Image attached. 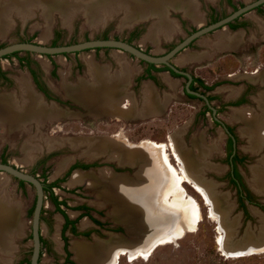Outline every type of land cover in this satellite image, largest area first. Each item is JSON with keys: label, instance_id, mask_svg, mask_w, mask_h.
I'll return each instance as SVG.
<instances>
[{"label": "rangeland", "instance_id": "rangeland-1", "mask_svg": "<svg viewBox=\"0 0 264 264\" xmlns=\"http://www.w3.org/2000/svg\"><path fill=\"white\" fill-rule=\"evenodd\" d=\"M233 1L237 4L250 0ZM31 2L36 3L40 1ZM203 2L204 6L208 7V2L210 1L203 0ZM12 7L8 13L6 31L5 33L3 31L0 33V45L24 40H33L50 45L56 37L55 30L58 31L57 44L74 43L89 38H99L101 36L129 40L130 30L139 25L141 26L140 31L130 39L132 43L147 52L163 54L188 34L190 32L189 29L199 27L206 21L204 9L202 12H198L197 15H200L198 20L193 21L188 20L181 13L168 11V16L165 14L166 22L175 26V29L170 33H162L163 31H159V33L157 32L153 35L154 32L152 31L151 25L154 21L157 23L159 20V18L157 19L154 16L131 26L121 24L124 17L123 11L112 13V16L107 17L103 23H98V19L91 21L88 17H85L82 11H77L70 18L69 22L65 23V17L60 16L54 10L52 20L51 16L49 17L52 21L50 25L47 22V16L44 13L42 14V9L26 7L30 11L33 8L35 9L31 11V14L23 18L15 11L17 9L14 6ZM221 9L225 12L231 10L226 4H224L223 8L219 7L217 9L218 13H220ZM45 10L44 12L48 14V11ZM250 14L252 16L249 17L251 20L248 18L249 31L243 33L242 40L244 42H241L239 48L222 49L215 46L216 37L219 32H222L223 27L198 38L191 46L179 52L173 58V61L180 68L186 69V71L201 78L204 84L210 87L208 92L212 95L210 104L215 107L221 105L225 100H230L246 83H259L261 89L254 88V91L257 93H252L251 99L247 103L232 106L230 109L224 108L223 111L217 113L218 119L237 128L239 133L238 149L241 153H245L248 156L247 161H245L246 164L240 166V171L244 180H246L245 183L251 185V168L258 164V160L263 156L264 150L262 149L259 152L253 153L247 149L249 145L248 139L239 132V128L241 129L245 126L246 122L244 121L243 125V122L238 120L239 118L234 117L236 110L247 109L243 114L245 118L250 116L248 108L258 111L255 97L258 96L261 90H264V87H262L264 83L247 78V76L256 73V71L264 70V34L257 27V23H264V17L257 15L255 11H250L247 15ZM247 15L246 17H248ZM155 25L157 28H161L158 23ZM46 26L50 28L48 35L42 37ZM202 51L212 53L211 57H206L201 60H188L186 58L189 57L188 53H199ZM24 58H27L31 62L32 67L39 70L41 77L50 86L52 92L64 101V105L60 104V107L48 109L47 112L51 114L54 109H57L61 113L66 112V114L52 118H50V115V117H43L41 118V121H43L41 125L39 123L37 124L35 119H32L29 122L24 124L20 123L21 125L14 127L8 121L0 120V158H5L8 163L17 166L23 171L34 172L41 179L43 176H46L48 181L62 178L61 186L55 187L54 191L60 199L67 200L69 207L66 211L68 215L72 218L75 217L78 213L75 207L86 204L90 207L91 213L105 224L101 226L100 231H97V227L94 226L88 216H79L77 218V228L79 231L93 228L95 230L87 238L78 235L75 236L67 230L66 238L68 248H70L73 240L92 244L96 243L97 240L110 243L116 239L115 237L127 241V238H130V234H132L126 224L113 218V206L102 195H104V192H107L108 184L112 179L124 177L131 182V178L136 179L140 169L137 163L135 165L124 163L126 164L124 165L114 158L110 160L106 154L89 156L86 151L87 143L92 140H98L97 137L99 136L108 138L113 143L117 141L124 146L126 144L140 146L143 143L150 145L152 142H163L165 144L164 151L167 153L168 163L176 173H179V162L172 154L170 145V135L174 133L172 135L178 138L180 142L179 147L182 150H189L190 155L200 154V157L202 155L201 163L204 159L207 167L203 163L202 170H199L202 174L201 180L210 186V190L211 192L213 191L212 194L214 196L225 200L224 203L228 209V222L237 220L235 230L237 231L239 229V234H243L247 228L254 230V232H258L261 229V214L258 212H256L257 214L254 213L255 210L251 206L252 204H248L247 217L237 207L235 189L227 182L226 173L228 166L224 160L225 135L221 126L212 122L210 112L204 108L205 102L198 97L190 98L185 95L183 92L185 78L172 76L167 70L155 72L158 82L156 83V87L154 88L153 86V88L155 93H157L156 96L159 95L158 97L164 102V107L159 113H147L143 117L137 116L134 118L128 117L133 112L128 116H123V118H118L117 115L108 112L96 116L97 112H95L93 104H91L92 108L90 111L93 114H90L86 107L72 100L66 94L62 88L63 84L71 86V83H75L73 85L74 87H82L81 84H78L80 81L85 85L90 84L89 60L94 66H107L110 76L124 71L122 69L121 71H117L121 68L120 63L124 62L127 64L126 70L130 72V79L132 78V80L146 68L145 63L125 52L113 48L89 49L56 55H40L20 51L17 55L0 58V95L8 96L10 94L18 107L21 106L24 99V93L20 87L23 77L29 82V88L33 96L36 97L38 93L37 90L36 92L33 91L35 87L27 67L23 63L20 64V60ZM189 58H194V56ZM54 68L55 73L52 75L51 72ZM158 69H162V67ZM3 74H6L11 80L10 84H8L9 86L5 85L2 80ZM127 74L128 72L126 73V77ZM256 77L262 79L264 77V71ZM148 81L150 80L144 79L136 86L132 83L128 85V91L139 102L138 108H140L142 104L141 100H143L142 90L145 87L146 89H150L151 87ZM168 82H172V86ZM83 87L86 88L87 86ZM137 87V92L135 90L136 93H134L133 88ZM116 89L117 93L121 90L117 86ZM263 93H260V96ZM116 94L114 95L115 100L118 96ZM167 95L169 98L165 100ZM36 98L39 102L41 100L42 104L45 101L49 102L42 96H40V100L38 97ZM130 98V95H125L121 101L125 103ZM39 102L38 104H40ZM146 102L151 101L147 100ZM117 104L120 103L117 101ZM253 114L255 112L251 111V116ZM77 137L85 138L83 139L85 140L84 143L81 142V144L72 145L71 141ZM90 137H93V139H89ZM48 138L51 141L55 139L54 141L56 143L48 145ZM57 140L60 142L58 143ZM77 140L82 141V139ZM25 144L34 146V149L25 147ZM156 149L158 151L161 150L159 147ZM29 156L31 158H28ZM62 161L65 164L59 169L58 165ZM75 161L93 163V165L83 170L76 168L65 175L69 165ZM142 163L147 165L144 160H142ZM75 171L84 172V174L88 173L89 177L84 178L79 183L70 184L71 177ZM2 176L5 178L2 192L8 195L11 202L18 203L21 206L17 216L16 227L21 224L22 232L13 241L14 248L10 264H28L31 254L32 216L30 208L34 202L35 190L28 183L18 184L16 178L0 172V177ZM90 177H92V180H90ZM178 177L183 181L179 182V184L175 181L176 187L174 186V188L179 186L182 189L179 193L182 194L184 200H190L191 208L186 212L188 217L186 222L191 216H194L195 222L196 215L197 220L192 224V227L194 225L195 227L190 231H187V228L182 230V232H185L176 239L160 243L152 251H149L148 255L139 253V255L134 254L132 256H129L128 253L119 254L115 264H264V251L236 257L223 253L217 242V237L222 234V231L219 229L218 217L211 213L210 203L192 187L190 182L185 180L182 174ZM173 197L174 194L170 195L164 192L162 201L164 204L171 203ZM255 197L259 201H264V196L255 195ZM250 206L252 209L249 208ZM53 207L50 197L48 194H45L44 212L41 218V234L44 239V245L41 248L39 261L40 264H69L65 262L64 244L60 236V227L63 223V218L57 211H54ZM140 238L134 236L131 241L135 243L140 242ZM6 240L8 242V239ZM8 244L10 247L9 242ZM70 254L71 258H74L72 251H70ZM3 260L8 261L4 256H1L0 264H3L1 262ZM75 264H79V262H75Z\"/></svg>", "mask_w": 264, "mask_h": 264}, {"label": "bare ground", "instance_id": "bare-ground-1", "mask_svg": "<svg viewBox=\"0 0 264 264\" xmlns=\"http://www.w3.org/2000/svg\"><path fill=\"white\" fill-rule=\"evenodd\" d=\"M31 1L38 0H7L6 2H0V33L6 30V24L8 23L7 13L10 12V8H13L12 6L17 9L15 11L20 15L31 14L30 12L35 8L42 9V14L44 13L47 16V22L50 25L54 10L60 16L65 17V23H68L66 21H69L79 9H82L83 14L89 20L94 21L98 19V23L105 22L106 18L112 16V13L116 11H123L124 16L125 14L127 15L123 18L122 25H131L140 17L154 16L157 19L159 18L157 23L161 28L156 27L155 24L157 23L152 24L153 35L157 32L159 33V31L170 33L175 29V26L168 24L165 19L166 10L169 7L181 9L184 13L191 16L193 20H198L199 17L194 9L193 0H39L40 2H36L35 4ZM26 7L35 8L30 11ZM44 9L48 11V14L44 12ZM50 16L51 20L49 19ZM49 29L46 26L42 37L48 35ZM188 56L193 57L190 54ZM120 65L121 68L118 71H121V69L124 71L110 76L107 69L101 70L102 67L94 66L89 60V74L92 82L88 85L82 84V87L79 86L75 89L73 85L63 84L62 88L66 94L74 95V92L79 93L81 101H76L81 102L80 104L86 107L89 113L92 108L91 104H93L97 115L108 112L117 115L118 118H123V116H128L131 111L129 108L126 109L123 106L117 105L114 98V95L117 93L116 86L120 89L121 83L125 81L126 73L128 72L126 70L127 64L123 62ZM262 79L264 82V77ZM22 80L20 87L23 90L24 99L20 107L16 105L15 100L10 94L8 96L0 95L1 121H8L12 124L11 126L17 127L21 125L20 123L24 124L29 122V120L35 119L36 123L41 125L43 122L41 118L43 117L51 116L50 118H52L54 116H61L62 113L57 109H54L49 114L47 112L48 109L58 107L48 106L45 103L42 104L40 96L35 93L36 97L40 100L39 102L30 91L29 82L24 77ZM260 99L261 114H253L251 119L246 121V127L240 129V133L248 139L249 145L247 149L253 153L259 152L262 149L264 150V93L260 96ZM152 112L153 110L150 111V113ZM242 113V111H236L234 117L238 118L239 114ZM172 134L170 135V145L172 154L179 162V173H176L168 163L163 142H152L150 145L143 143L140 146L126 144L124 146L116 140L113 143L108 138L99 136L97 137L98 140H92L87 143L86 151L89 156L106 154L109 158H114L120 163L134 165L137 163L140 170L136 179L131 178V182H129L124 177L114 178L108 184L107 192H104L102 196L112 204V209H114L113 218L123 221L131 230L132 234L129 233L131 237L127 238V241H131L134 236L137 238L143 237L140 238V242L135 243L131 241L129 245H126L127 243L123 242L119 237H115L116 239L110 243H103L97 240L98 244L96 245L73 240L70 249L74 254V259L79 264H115L118 255L122 253H128L129 256L138 253L148 255L149 251H152L156 244L159 245L160 243L170 241L169 239L174 234L182 233V230L186 228L187 231L192 230L195 227V225L192 227V224L196 222L197 216L195 215V222L194 216H191L186 222L188 219L186 212L191 208L190 200H184L182 194L179 193L182 190L179 186L174 188V186L176 187L175 181H177V184L183 181L178 177L181 174L210 203L211 213L218 217L219 229H221L222 234L217 237V242L223 253L236 257L264 251V213L253 207L255 214H257L256 212L261 214V229L259 228L258 232H254V230L247 228V232L237 240L239 242L234 243L232 238L236 231L235 224L237 220L228 222V209L224 203L225 200L214 196L212 194L213 191L211 192L210 190V186L201 180L202 174L199 170H202L203 163L207 167L203 158V162L201 163L202 155L201 157L200 154L190 155L189 150H182L179 147L180 142L178 138ZM91 138L93 139V137L89 139ZM77 139H82V141ZM83 139L85 138L77 137L71 141V144L84 143L85 140ZM54 140L51 141L48 138V145L56 143ZM25 147L34 149V146L30 144H25ZM157 147L161 149V153L156 149ZM28 158L31 157L29 156ZM142 160L147 165L143 164ZM64 164V161H62L58 165L59 169ZM251 171L252 188L264 194V154L259 158L258 164L251 168ZM198 172H200L199 175H197ZM86 177H89L88 173L84 174V172L75 171L71 177L70 184L79 183ZM91 178L90 180H92ZM4 179L3 176L0 177V255L10 261L13 255V241L22 232L21 224L16 227L17 216L21 206L18 203L11 202L8 195L2 192ZM164 192L170 195L174 194L171 203L164 204L162 201ZM6 239H8L10 247ZM165 239L168 240L164 241Z\"/></svg>", "mask_w": 264, "mask_h": 264}, {"label": "flooded vegetation", "instance_id": "flooded-vegetation-1", "mask_svg": "<svg viewBox=\"0 0 264 264\" xmlns=\"http://www.w3.org/2000/svg\"><path fill=\"white\" fill-rule=\"evenodd\" d=\"M209 1H210V2H208L209 5H208V7H206V6H204L203 0H194L193 4H194V9H195L196 13L202 12V10L204 9V14L206 15V21L204 22L203 25H201L199 27H193V28L189 29L190 30L189 33L195 31L196 29H198L200 27L206 26V25H208V24H210L212 22L217 21L218 19L226 16L227 14H229L230 12H232L233 10L237 9L240 6H243L246 3V2H244V3H237L236 4L233 0H209ZM250 1H252V0H250ZM224 4H226L227 6H229L231 8V10L229 12H225V11H223V9H221L220 13H218V10L217 9L219 7L220 8H223ZM263 6H264V3L261 4V5H259V6H257V7H255L252 11H255V13L257 15H260V16L264 17V15H263V13H264ZM169 10L170 11H173V12H176V13H181V14H183L185 16V18H187L188 20L193 21V19L188 14H184V12L181 9H178L177 8L176 10H174L172 8L171 9L169 8ZM248 13H246V14L244 13V14L240 15L238 18H235L233 21H231V22H229L227 24V27L229 29H231V30H237V29H241L242 28V29L245 30V32L246 31H249L248 30V26H249V20H248V18H249V16L246 17V15ZM154 23H155V21H154ZM154 23H152V24H154ZM258 26L259 25L257 24V27ZM140 27L141 26L137 25L132 30H130L131 32L129 34V40L128 39L127 40L124 39V41H127V42L132 43V41L130 40V37L131 36H134L137 32H139L140 31ZM258 30H259V27H258ZM55 31H56V33L58 32L57 30H55ZM214 31H216V30H214ZM211 32H213V31H210L209 33H211ZM102 37H104V36H101L99 38H102ZM196 40H198V38L195 39V40H193L188 46H191ZM173 46L174 45H172L170 48H172ZM94 49H99V48H94ZM230 54H233V53H230ZM24 60L25 61H28L27 58H24ZM24 60L21 59L20 60V63H22ZM139 61L145 63L146 64V68H144L141 73H138L133 78L132 84L135 85V86L138 85V83L141 82L144 79H149V80L153 81V83L156 86L157 85L156 83L158 82V78H157L155 72H159V70H167L170 75H172V76H181V77L185 78V82L187 80V78L185 76H183V75H179V74H177L175 72H174L175 74H173L172 73L173 71L170 70L165 65H155V64H153L154 66H150V64H152V63H147V62L142 61V60H139ZM25 66L27 67V69H28V71L30 73V78H31V80L33 82V85L35 87V90H37V92L40 93V95L45 100H47V101H55L59 105L60 104L61 105H64V101H62L60 97L56 96L55 93L52 92L50 86L41 77V74H40L39 70H37L36 68L32 67L31 66V62L29 64H26ZM159 67H162V69H158ZM181 69H183V68H181ZM183 70L186 71V69H183ZM53 72L55 73V68L52 69V72H51L52 75L54 74ZM261 73H262V70L261 71H256V73L247 76V78H249V79H251L253 81L258 80V81L264 83L261 78L256 77L258 74H261ZM191 75H192V80L190 82L189 87L191 85H192V87H196V89H193V90L201 91L203 94H205L207 96V98L211 102V100H212V97L211 96L212 95H210L208 93L209 90H210L209 89L210 87H207L204 84L203 81H202L203 85L200 86L196 82V79H198L199 77L195 76L193 73H191ZM2 80L4 81L5 85L10 84V82H11V80L7 77L6 74H3ZM70 85H75V83H71ZM184 85H185V83H184ZM262 87H264V86L262 85ZM75 88L76 87H74V89ZM254 88L261 89V87H259V83H257V82L256 83H254V82L253 83L252 82L246 83L245 86L242 87L241 90H239V92H237V93H235L233 95L234 97L231 95L232 98L230 100H225V101H223V103H221V105H217L216 107L213 106L216 109L215 116L217 117V113H220L221 111H223L224 108H229L230 109V107H232V106H239L241 104L247 103L251 99L252 93H257V92L254 91ZM133 89H134V93H136L138 87L137 88H133ZM135 90H136V92H135ZM183 92L187 96L190 95V94H187L186 93L185 86H183ZM262 92H264V90H261V92H259L258 96L255 97L256 98V107H258V111H259L260 114H261L262 111H261V108H260V102L259 101L261 100L260 99V93H262ZM67 95L75 98V99L72 98V100L81 101L80 96H79V93L77 94V93L74 92V95H70V94H67ZM68 99H70V98H68ZM204 104H205L204 105L205 110L210 112L212 122L214 124H216V125H220L221 126V129H222V131H223V133L225 135V141H224L225 158H224V160H225V163L228 166V171L226 173L227 174V182H228V184L232 185L233 188L235 189V192H236V200H237V207H239L241 209V211L243 212L244 216H246V217L248 216L247 215L248 214V204L249 205L252 204L251 206L256 207V208L264 211V206L261 204V202L259 200H257V198L255 197V195L250 191V189L247 186V184L245 183V180H244V178L242 176V173L240 171V166H243V164L244 165L246 164L245 161H247L248 156L245 153H241L239 151V149H238L239 133L237 131V128L235 126H233V125H230L228 123H225V122L221 121L220 119H219L220 121L215 120L214 119V115L212 114V110L206 105V103H204ZM246 110L245 109H240V111H242L243 113L242 114H239V116H238V118H239L238 120H241L243 122V125H244V121L246 122V121H249V119H251V117H252L251 116V111H254L255 114H259L258 111H255L254 109L252 110V109H249L248 108V111H250L249 112L250 113V116H247V118H245L243 116V114H244V112ZM63 114H66V112H63L62 115ZM96 116H100V115H96ZM244 127H246V123H245V126H243L242 128H244ZM239 132H240V128H239ZM0 162L8 163L6 161V159L5 158H2V157L0 158ZM91 165H93V163L75 161L74 163H72L71 165H69V167H68L65 175H67L69 172H71L72 170H74L76 168H79V169H82L83 170V169H87ZM13 166H15V165H13ZM31 173L33 175H35L36 177H38L41 180V182L43 183L44 197H45V194H48V196L50 197L51 204L54 206L53 207L54 208V211H57L62 216V218H63V223H62V225L60 227V236L63 239L65 259H66L67 258L66 249L70 253V251L68 249V245L65 248V242L67 243L66 231L69 230L70 233L73 234V235H75V236L78 235L80 237L87 238V237H90L91 236V233L95 230V228H93V229H82L81 231H79L78 228H77V218L79 216H84V215L88 216L89 219L94 224V226L97 227V231H100L101 226H104L105 224L98 217L94 216L91 213L92 211H91L90 207L88 205H86V204L79 205V206L75 207V209L78 210V213H77V215H75V217H73V218L70 217V215H68V213L66 211V209L69 207V205L67 203V200L66 199H60L56 195V193L54 191V188L55 187H60L61 186V180H62V178H56L53 181H48L47 178H46V176H43L42 179H41L34 172H31ZM17 181H18V184H24V183H26L25 181H23L21 183L20 181H22V180H18V179H17ZM52 183H55V184L53 186H51ZM51 193L54 194V195H56L58 200L65 201V204L59 205V208H60V210H63L64 211V214L66 215V217L69 220L73 221V222H71V223H67L66 222V220H65L66 218H65L64 214L62 212H60L59 210H57V205L54 204V202H53V200L51 198ZM34 200H35V198H34ZM33 204H34V202H33ZM33 204H32V206H33ZM43 209L44 208H42V210H41V218H42V214L44 212ZM121 222H123V221H121ZM126 226L128 228V225L127 224H126ZM128 230H130V229L128 228ZM130 232H131V230H130ZM41 238L43 239L42 234L40 236V239ZM64 238H65V240H64ZM121 240L123 242L127 243L126 245H129L130 242H131V241H129V242L128 241H124L123 239H121ZM101 242H103V241H101ZM103 243H106V242H103ZM96 244H98V242L93 243V245H96ZM41 248H42V246H41ZM40 252H41V249H40ZM68 257L75 264V261L71 258V254ZM66 263H68V262H66ZM69 264H71V263H69Z\"/></svg>", "mask_w": 264, "mask_h": 264}, {"label": "water", "instance_id": "water-1", "mask_svg": "<svg viewBox=\"0 0 264 264\" xmlns=\"http://www.w3.org/2000/svg\"><path fill=\"white\" fill-rule=\"evenodd\" d=\"M90 1V0H87ZM264 3V0H252L246 2L243 6L238 7L237 9L233 10L226 16L218 19L215 22H212L206 26L200 27L196 29L195 31L186 34L180 41L174 44L172 48H170L168 51H166L163 54H153L150 52L144 51L142 48L134 45L133 43L124 41L122 39H117V38H89L86 40L82 41H77L74 43H68V44H57V45H47L35 41H16V42H11L8 44H5L4 46L0 47V58L7 55L11 54L13 52L17 51H25V52H30V53H36L40 55H56V54H65V53H72V52H79V51H84V50H89V49H94V48H113L120 50L122 52H125L138 60L145 61L147 63H152L155 65H165L167 66L170 70L173 72L183 75L187 78L185 82V91L187 94L193 95L195 97H198L202 99L206 105L212 110V114L214 115V119L217 121H220L216 116L215 112L216 109L210 104L209 99L205 94H203L200 91L193 90L189 87L190 82L192 80V75L190 72L185 71L179 67V65L175 64L173 61V58L182 50H184L188 45L195 39L200 38L204 36L205 34H208L210 31L217 30L219 28L226 27L227 24L231 21H233L235 18H238L242 14H246L249 11H252L255 7L261 5ZM170 9L172 7H169ZM169 8H167V16H168V11ZM176 10L175 8H172ZM79 11H82V9H79ZM151 16H146V17H140L138 20L133 22L135 24L136 22H139L141 20H144V18H150ZM33 86V85H32ZM36 92V90H34ZM39 96L40 93H37ZM48 106H56L60 107L59 104L55 101H49V102H44ZM108 140V139H107ZM110 160L111 157L109 158ZM92 161V160H91ZM90 161V162H91ZM124 164V163H121ZM127 164V163H126ZM124 164V165H126ZM122 166V165H121ZM0 172H3L11 177H14L18 180L25 181L29 185H31L34 190H35V200H34V206H33V211H32V217H31V254L29 257V264H40L39 258H40V249H41V241H40V236H41V210L44 205V190H43V183L41 180L33 175L32 173L23 171L19 169L16 166H13L10 163H3L0 162ZM246 182V180H245ZM247 184V183H246ZM249 187L250 191L258 196H264V194L258 192L257 190L253 189L250 184H247ZM261 204L264 206V201H260ZM251 208V206L249 207ZM256 208V207H255ZM252 209V208H251ZM250 209V210H251ZM258 209V208H256ZM262 213L264 211L258 209ZM247 232V229L244 231L243 234H239V229L235 232L232 241L234 243H238L237 241L242 235H244ZM183 233V232H182ZM182 233H177L174 234L169 240L176 239L179 237ZM168 239H165L166 241ZM242 241V240H241ZM157 245V244H156ZM155 245V246H156ZM154 246V247H155ZM153 247V248H154ZM69 251L70 248H68ZM75 262H77L74 258H72ZM3 264H10V261H1Z\"/></svg>", "mask_w": 264, "mask_h": 264}, {"label": "crops", "instance_id": "crops-1", "mask_svg": "<svg viewBox=\"0 0 264 264\" xmlns=\"http://www.w3.org/2000/svg\"><path fill=\"white\" fill-rule=\"evenodd\" d=\"M7 0H0V2H6ZM35 4V3H34ZM31 5V4H30ZM33 6V5H32ZM121 9V8H120ZM163 11V10H162ZM17 12V11H16ZM77 12V11H76ZM18 13V12H17ZM16 13V14H17ZM31 13V12H30ZM163 13V12H162ZM29 13H26V15H21L23 18H25ZM76 13H74L75 15ZM186 14V13H184ZM7 16H8V13H7ZM25 16V17H24ZM127 15L125 14L124 17H126ZM247 16H252L251 14L250 15H247ZM123 17V18H124ZM191 17V16H190ZM70 20V19H69ZM256 21V20H255ZM69 22V21H67ZM257 23V21H256ZM258 24V23H257ZM259 26V30L261 31V33L264 34V23H259L258 24ZM238 30V29H237ZM237 30H231L229 29L227 26L224 27V29L222 30V32H219L217 37H216V42H215V46L218 47V48H222V49H236L237 47L239 48L240 45H241V42H244L242 39H243V33H245V30L244 29H239L238 31ZM6 31V30H5ZM5 33V32H4ZM264 37V35H263ZM191 55V56H194V58H187L188 60H192V59H196V60H201L203 58H206V57H211L212 53H208V52H205V51H202V52H194V53H188V55ZM108 67L107 66H103L101 70H104V69H107ZM108 70V69H107ZM119 70V69H118ZM117 70V71H118ZM116 71V72H117ZM264 70H262L263 72ZM115 72V73H116ZM90 81L92 82V78L90 77ZM168 81V79H167ZM122 82V81H121ZM132 83V78L130 79V72L128 71V74H127V77L125 79V82H122V86L120 87V92L117 93L116 95H118L116 97V103L118 101V103L120 104H117V105H121L123 106L124 108L126 109H130V113H132V115H130V117H137V116H145L147 113H150L151 110H153L152 113H159L160 110L162 111L163 107H164V102L163 100H161L160 97L156 96L157 93H155L154 91V88L156 87L155 84L153 83V81H148V84L151 85L150 89H143L142 90V104L140 106V108H138L139 106V102H137L136 99H134V96L131 92L128 91L129 89V84ZM147 83V82H146ZM145 83V85H147ZM170 84V86H172V82H168ZM78 84H84L82 83V81H80V83ZM154 86V88H153ZM131 93V94H130ZM159 94V93H158ZM125 95H130V100H127V102H122L121 100L124 98ZM156 98V99H155ZM168 95L165 97V100L168 99ZM147 100H150L151 102H146ZM81 103V102H80ZM154 110H156V112H154Z\"/></svg>", "mask_w": 264, "mask_h": 264}, {"label": "trees", "instance_id": "trees-1", "mask_svg": "<svg viewBox=\"0 0 264 264\" xmlns=\"http://www.w3.org/2000/svg\"><path fill=\"white\" fill-rule=\"evenodd\" d=\"M57 37H58V32L56 33V37H55V39H54V41L52 42V44L51 45H57V42H56V40H57ZM133 36H131L130 37V39L132 38ZM102 38H108V37H106V36H104V37H102ZM24 41H31V40H24ZM1 46H4V45H0V47ZM20 51H17V52H13V53H11V54H7V55H5V56H3V57H10V56H13V55H17L18 53H19ZM26 53H29V52H26ZM24 60V59H23ZM22 62V61H21ZM24 65H26V64H29L30 62H29V60L28 61H23L22 62ZM21 64V63H20ZM150 66H154L153 64H150ZM54 73V72H53ZM173 74H175L174 72H172ZM196 82L201 86V85H203V83H202V80L200 79V78H198V79H196ZM192 89H196V87H192V85L190 86ZM189 97H191V98H196V97H194L193 95H188ZM21 183L23 182V181H20ZM55 183H52L51 184V186H53ZM51 198H52V200H53V202H54V204L55 205H57V210H59L60 212H62L63 214H64V211L63 210H60V208H59V205H62V204H65V201H60V200H58L57 199V196L56 195H54V194H52L51 193ZM33 206H34V204H33ZM33 206L31 207V209H30V212H31V215H32V211H33ZM64 216H65V220H66V222L67 223H71V222H73V221H71V220H69L67 217H66V215L64 214ZM41 240V246L43 247V245H44V240L41 238L40 239ZM64 240H65V238H64ZM67 247V243L65 242V248ZM66 253H67V258L65 259V262H68V263H71V264H74L70 259H69V257L68 256H70V253L68 252V250L66 249ZM40 254H41V252H40Z\"/></svg>", "mask_w": 264, "mask_h": 264}]
</instances>
